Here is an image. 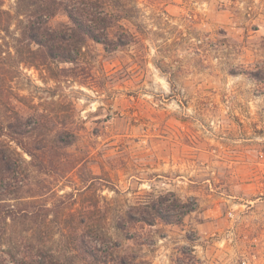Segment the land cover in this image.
Listing matches in <instances>:
<instances>
[{
    "label": "rangeland",
    "instance_id": "1",
    "mask_svg": "<svg viewBox=\"0 0 264 264\" xmlns=\"http://www.w3.org/2000/svg\"><path fill=\"white\" fill-rule=\"evenodd\" d=\"M120 2L127 17L111 36L127 44L7 61L13 90L62 120L50 131L78 134L65 149L74 169L25 181L48 210V248L70 261L83 237L94 264H264V0ZM176 198L194 209L179 217ZM153 201L176 221L156 217Z\"/></svg>",
    "mask_w": 264,
    "mask_h": 264
},
{
    "label": "trees",
    "instance_id": "2",
    "mask_svg": "<svg viewBox=\"0 0 264 264\" xmlns=\"http://www.w3.org/2000/svg\"><path fill=\"white\" fill-rule=\"evenodd\" d=\"M120 1L16 0L12 11L4 7L5 0H0V264H94L98 259L96 246L83 237L77 240L73 248L75 256L70 261L61 260L48 248V210L39 208L35 201L37 189L25 181L35 178L37 173L50 176L52 167L57 165L66 168L69 164L74 169L79 161H68L65 149L77 142L78 134L60 124L57 130L50 131L54 121L62 120L40 113L33 102L13 90L9 81L17 70L7 61L15 56L19 63L32 66L40 64L41 57L67 62L74 61L90 40L106 49L127 44L124 38L127 34L121 33L115 39L111 36L114 21L127 17L125 4ZM114 6L121 9L116 12ZM60 15L67 20L55 22ZM13 23L17 34L12 31ZM159 201L150 203L155 216L176 221ZM176 202L178 206L173 209H179V217L194 209L179 198ZM146 211L141 210L139 215L127 210L125 215L129 221L150 223ZM20 221L22 236L16 233ZM36 238L37 246L32 243Z\"/></svg>",
    "mask_w": 264,
    "mask_h": 264
}]
</instances>
